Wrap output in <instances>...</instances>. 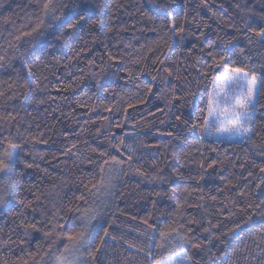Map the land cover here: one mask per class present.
Here are the masks:
<instances>
[{"label": "trees", "instance_id": "trees-1", "mask_svg": "<svg viewBox=\"0 0 264 264\" xmlns=\"http://www.w3.org/2000/svg\"><path fill=\"white\" fill-rule=\"evenodd\" d=\"M60 2L67 5L60 20L41 35L16 41L15 36L29 31L28 26L37 21L36 0H0V55L5 56L4 67L0 68V92L4 93L0 96V114L15 117L12 121L0 119V140L9 137L22 145L20 162L12 173L0 172V196L10 201L0 204V257L10 264H54L63 243L50 248L54 236L45 239L43 232L36 231L25 236L21 221L39 222L48 231L47 220L71 201L73 207L80 208L93 206V202L100 205L101 222L111 220L115 213L116 224L110 231L117 240L109 241L106 253H101L107 256L106 264L117 260L123 264L130 253L133 258L128 264H150L144 253L124 243L128 241L147 252L149 237H153V246L161 242L143 219L157 228L183 224L182 231L194 242L204 244L201 250L189 247V253L201 264H251L240 260L242 252L234 255L233 249L251 243L255 253L261 250L259 238L252 234L261 218L253 210L264 212V207L255 209L264 194L256 190L262 177L252 164L264 163L258 155L264 145L256 137L255 144H249L207 136L200 128L193 130L191 124L198 115L196 109L207 107L213 77L222 72L210 67L213 58L209 53L223 54L227 49L229 59L237 65L259 70L264 64V46L247 45L242 35L231 44L225 43L237 35L228 25L242 24L247 8L259 12L264 0H207L208 7L201 0H188L187 4L185 0ZM81 3H88L93 11L70 29L67 25L78 19ZM166 14L180 18L187 14L183 41L172 37ZM97 19H102V26L92 23ZM9 42L14 46L9 47ZM109 52L117 59L110 61ZM136 59L140 63H133ZM24 62L32 69L31 77ZM166 69H171L172 75ZM173 84L175 94L184 99L169 106L166 90ZM148 86L152 93L147 92ZM178 115L180 121L176 120ZM255 118L257 128L264 125V107L258 106ZM121 140L124 144L159 147L140 148L131 168L127 164L119 166L120 174L113 170L110 194L89 193L83 183H89L92 177L95 179L91 183H96L105 160L111 156L127 159L123 145L113 147ZM73 144L75 147H71ZM68 148L71 152L62 154ZM92 148L98 151L94 153ZM101 152L108 155L101 156ZM200 161L204 162L203 169L198 166ZM213 161L216 163L209 168ZM26 164L33 166L28 168ZM135 168L145 171L147 178L136 174ZM249 171L253 173L250 177ZM201 176L203 179H199ZM10 182L12 187L8 188ZM81 195L88 204L75 199ZM19 201L31 202L32 207H24ZM64 215L59 213L60 217ZM193 220L199 223H191ZM58 223L72 225L67 218L58 219ZM188 228L192 232L188 233ZM170 247L167 245L164 252ZM175 251L180 252V248ZM153 252L164 254L155 248ZM81 264L92 261L85 255Z\"/></svg>", "mask_w": 264, "mask_h": 264}, {"label": "snow or ice", "instance_id": "snow-or-ice-1", "mask_svg": "<svg viewBox=\"0 0 264 264\" xmlns=\"http://www.w3.org/2000/svg\"><path fill=\"white\" fill-rule=\"evenodd\" d=\"M188 0H185L187 4ZM201 3L204 7H208L207 0H201ZM0 7H3V4L0 3ZM36 7L38 9V18L34 25H30L29 31L21 32L19 35L15 36L16 41H20L23 37H32L33 34L41 35L43 30L47 27H50L52 23H55L57 20H60L64 16L65 9L67 8L66 4L60 2V0H36ZM237 8H240V4L236 5ZM93 8L88 3H81L79 5L77 16L78 19L72 23H68V28H74L76 24L80 21H84L86 17L91 14ZM139 11V9H138ZM211 11V8H209ZM244 11V9H242ZM84 14H80V13ZM143 14V13H142ZM213 16L216 15L215 12L212 13ZM167 15V26L168 30L172 33V37H179V41H183L184 33L187 31L185 23L187 22V14L183 18H180L175 15ZM7 19V18H5ZM149 19H154V17H149ZM223 23V20H221ZM95 24L103 25L102 19H97L92 21ZM207 26V25H205ZM228 27L233 28L236 36H233L231 40L225 41L227 44H231L232 40L238 39L239 36H243V39L247 42V45L257 44L264 46V7H261L259 12L255 11L253 8H247L245 15L242 17V24L239 26L237 24H229ZM111 30V29H109ZM203 35V33H201ZM246 45V46H247ZM14 45L9 42V47ZM82 51V50H81ZM191 51V49H189ZM239 52L243 54L244 48L239 49ZM80 53H76L78 56ZM209 56L213 58V64L210 66L213 70L222 69L221 74L215 75L213 77L212 91L208 95L207 107L205 109L197 108L196 111L198 115L195 117V122L191 124V128L194 130L200 128L201 131L207 135H212L213 133L219 134L221 136L227 134L230 138H238L240 140H245L249 144H255L254 137L259 138L261 145H264V125H261L260 128H257L256 113L259 107H264L261 104V100H264V64H261L259 70L255 66L248 67L247 65H237L235 61L229 59L228 50L226 49L223 54L209 53ZM20 58L23 61V54H20ZM71 57L70 59H74ZM108 59L110 61L116 60L117 57L108 53ZM123 59V57H120ZM250 59V57H246ZM5 56L0 55V68L4 67ZM90 64H94V61H89ZM133 63H140L139 59L133 60ZM163 64V61H160ZM24 67L28 70V76L33 75L31 67L24 62ZM127 70V69H126ZM168 75H172L171 69L165 70ZM153 81L156 80V77L153 76ZM179 79V77H177ZM28 80H25V86H27ZM176 85L173 84L171 88L166 90L168 94L167 103L171 106L174 102L178 103L184 99L183 96H177L175 94ZM148 93H152V87L148 86ZM4 93L0 92V96H3ZM159 96V93H157ZM191 95V93H189ZM43 101H41L42 103ZM143 103V101H139ZM132 107V105H129ZM206 113V114H205ZM0 119H7L9 121L15 120V117L8 113L7 117L0 114ZM101 119L106 120V117ZM176 120L180 121L181 116H176ZM183 123L188 125V120H184ZM117 127H122V125H117ZM175 127V126H174ZM17 131H19L17 129ZM67 135V134H65ZM170 137L173 136L172 132H169ZM35 140V138H33ZM42 143H47V141H41ZM123 145L125 150L128 152L127 159H120L118 156H111L109 160H105L103 164L100 165L99 179L96 183H91L92 177L89 179V183H83V187L89 193L93 195H99L104 193L105 195L110 194V189L112 187L111 177L105 176V168L107 167L108 171L113 170L117 171L120 174L119 166L127 164L131 168V161L133 160L134 155L140 148H155L159 147L158 145H144L143 143L137 144H124V141L121 140L119 145H113L114 148L119 149ZM71 147H75L73 144ZM22 149V145L16 143L14 139L5 137L0 140V172L5 173L6 175L12 173L13 169L20 162L19 151ZM92 152H97V148H92ZM71 152V148L65 150L64 155H67ZM101 156L108 155L107 152H101ZM258 155L264 159V150L259 151ZM42 158V157H41ZM89 163H93L89 160ZM216 161H213L212 164H209L208 167L212 168ZM28 168H31L32 164L25 165ZM199 168H204V162H199ZM244 165L242 164L241 167ZM253 168H258L259 173L261 174V179L256 184V190H260L264 194V163L256 164L253 162ZM134 171L136 174L147 178V173L141 168H135ZM183 178V173L178 172ZM251 171L248 172V176H252ZM152 179H163L162 177H153ZM203 179V176L199 177ZM246 179V178H245ZM229 184L232 183L231 180L228 181ZM8 188L12 187V183H8ZM184 191H188L185 189ZM7 195H12L8 193ZM159 195V193H156ZM242 195H252V193H242ZM39 197H37V200ZM75 199L80 200L84 204H88V200L84 195L76 197ZM213 200L216 197H212ZM10 201L6 200L4 196H0V204H6ZM24 207H32V203L28 202L24 204V201H19ZM55 207V206H54ZM180 207V205H178ZM249 208H252V205H248ZM264 207V200H260L258 204L255 205V209H260ZM64 212V216L60 217L59 213ZM72 213L71 217H68V214ZM103 213V208L100 205H96L93 202V206L80 208L79 206L73 207L72 202L69 201L67 208L56 209V212L53 214L51 219L47 220L48 231H44L43 227L39 226V222L36 223H24L21 221V226L24 228L25 236L30 235V231L43 232L45 239H51L53 245L58 246L59 243H63V250L59 254L55 255L54 264H81L82 258L86 255L92 261V264H106L107 256H101V253H106L107 246L109 241L116 242L117 237L112 234L110 229H112L116 224V215L113 213L111 220H106L101 222V217ZM255 215L260 216L259 224L260 226L255 228L252 231V234L259 238L260 245H264V212L256 213L253 210ZM125 214L126 213H122ZM47 215V213H45ZM70 219L72 222L71 226L66 227L64 224L58 223V219ZM135 219V217H133ZM247 219L251 220L252 216H248ZM96 223H93V222ZM143 224L147 225L148 228L152 229L153 233H156L159 236L160 243H157L153 246L151 243L153 237H149L148 251L145 252L143 248H137L135 244H131L128 241H124L130 249H134L137 252L144 253L146 259L150 264H201L199 260L194 258V254L189 253V247L193 250H201L204 247V244L200 241H195L189 237L184 231V225L179 224L173 226L172 223L164 225L163 227L157 228L154 224H149L148 219H143ZM191 223H199V221L193 220ZM105 224L107 226H105ZM205 232L209 229H204ZM187 232H192L191 228L187 229ZM123 239V237H121ZM242 240V238H241ZM211 238H209V243ZM223 242V241H222ZM21 244L25 243L24 240H21ZM167 245H171L170 248H167V251L164 252ZM260 245H257L258 247ZM179 247L180 252H176L175 248ZM40 245H37V250L39 251ZM153 248L161 250L164 252L162 255H154ZM244 249H247V245H244ZM242 249L237 246L233 249V254L240 253ZM264 252V249H262ZM47 255V253H45ZM131 253L128 258H125L123 264H128V260L132 259ZM211 258V257H210ZM256 259V257H253ZM0 264H10L7 259L0 257ZM110 264V262H109ZM115 264H121L120 260H117ZM229 264H232L229 261ZM258 264H264V258L260 259Z\"/></svg>", "mask_w": 264, "mask_h": 264}, {"label": "rangeland", "instance_id": "rangeland-1", "mask_svg": "<svg viewBox=\"0 0 264 264\" xmlns=\"http://www.w3.org/2000/svg\"><path fill=\"white\" fill-rule=\"evenodd\" d=\"M205 135H207V134H205ZM207 136H212L215 138H221V139L232 140V141H242L238 138H230L227 134L221 136L219 134L213 133L212 135H207ZM114 173L115 172H113V171L109 172L107 170L106 177L110 176L112 178ZM245 244L247 245V249H244ZM240 248L242 249V251H241L242 255L240 256L239 259L243 260L244 263L258 264L259 260L264 258V252H262V249H264V245L260 246L261 250H259L258 253H255L256 248L251 243H243L240 245ZM241 252L239 253V255L241 254ZM253 257H256V259H253Z\"/></svg>", "mask_w": 264, "mask_h": 264}]
</instances>
